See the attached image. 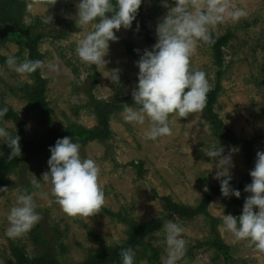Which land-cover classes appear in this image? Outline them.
Wrapping results in <instances>:
<instances>
[{
	"label": "rangeland",
	"instance_id": "obj_1",
	"mask_svg": "<svg viewBox=\"0 0 264 264\" xmlns=\"http://www.w3.org/2000/svg\"><path fill=\"white\" fill-rule=\"evenodd\" d=\"M76 2L24 0L22 13L25 23L37 22L42 32L38 48L44 61L40 74L47 80L45 100L58 134L72 124L88 128L97 124L86 93L90 85L96 99L132 98L138 73L135 61L139 58L129 54L126 48L129 46L141 54L148 48L134 20L131 28L114 30L119 39L109 42L105 66H89L82 62L76 54V47L83 34L92 30V25L86 28L76 25L73 18ZM167 2L169 9L174 6V0ZM232 2L243 7L248 14L237 23L229 21L213 30L214 35L231 34L229 45L223 48L222 64H216L209 45L201 42L190 58V65L206 73L210 90L219 85L213 103L214 112L234 136L250 142L255 158L257 151H264V0ZM167 10L161 0H142L139 6L140 15L155 42L156 25ZM1 29L0 26V35ZM58 32L63 35L55 38ZM9 54L19 55L18 61L26 57V52L19 51L15 41L0 40V56ZM49 63L56 64L57 70L50 71ZM113 69H119V81L111 80ZM26 83H31L28 74H17L6 66L5 61L0 63L2 101L17 112L23 122L22 135L26 141L39 140L49 127L37 118L36 110L21 97L19 89ZM123 108L110 115L111 135L107 140L89 141L80 146L81 157L93 159L101 168L98 182L104 189V205L99 212L88 217H70L62 211L51 194L50 185L41 179L48 171L49 147L26 155L14 165L5 175L8 184L3 185L0 180V188H4L0 191V264L14 259L13 247L23 251L28 258L48 251L64 264H77L99 251L103 244L108 248L122 242L127 237L129 221L144 226L155 218L172 214L173 211L161 200L162 196H169L180 204L196 206L208 186L218 182L214 178L218 170L216 161L204 152L212 146H222V155L229 154L233 147L238 148L231 153L232 180L239 181L248 176L244 152L228 139L215 137L203 112L189 113L178 119L171 114L168 122L172 135L150 140L144 135L150 125L147 118L144 125L127 123L122 118ZM0 127H5L12 135L16 131L21 138L19 126L12 120H1ZM3 146L7 147V143L0 138V153ZM36 178L39 179V189L31 183ZM21 191L33 194L41 219L26 235L12 239L5 234L9 227L7 215ZM240 193L245 197L251 195L244 189ZM242 206H226L221 196H215L207 206L209 216L198 214L184 219L173 213L170 220L180 222L184 229L182 237L186 241L185 255L177 264H264V252L256 250L247 240L234 243L232 234L223 227V215L241 213ZM116 213L121 215L116 216ZM212 220L218 235L228 246L227 256L206 243L214 236ZM164 240L163 226L145 236L148 244L158 248L160 264L166 257ZM143 254L136 251L134 262L151 264Z\"/></svg>",
	"mask_w": 264,
	"mask_h": 264
},
{
	"label": "clouds",
	"instance_id": "obj_2",
	"mask_svg": "<svg viewBox=\"0 0 264 264\" xmlns=\"http://www.w3.org/2000/svg\"><path fill=\"white\" fill-rule=\"evenodd\" d=\"M161 2L168 10L156 25V42L150 49H144L135 61L137 84L131 96L138 107L125 104L122 116L125 122L137 125H144L147 118L150 125L144 130V135L150 140L172 135L168 122L171 114L178 119L187 117L189 113L203 112L210 84L203 70L191 67L190 58L199 43H214L213 30L217 25L229 21L237 23L248 14L232 0H174L170 9L167 0ZM141 3L142 0H77L73 17L76 25L80 28L92 25V30L86 31L77 44L79 59L89 66H105L109 42L119 39L115 31L132 27ZM47 18L51 21L50 16ZM5 64L23 75L36 71L42 61L27 57L18 61L14 54H9ZM47 67L50 71L57 70L54 63ZM118 72L119 69L111 71L112 81H119ZM7 112V106L0 107V118ZM0 138L11 149L10 160L21 155L20 137L16 131L12 135L5 127H0ZM49 151L48 171L42 174L41 179L50 185L51 194L62 211L70 217H88L99 212L104 205V189L98 182L101 168L96 161L82 158L80 144L69 136L57 138L54 145L49 146ZM235 151L238 148L233 147L229 154L222 155L223 147L219 145L204 151L216 161L218 170L214 178L219 181L224 197H240V191L229 183L232 179L230 169L234 167L231 153ZM249 175L251 182L244 186V191L251 195L245 198L241 213L239 216L224 214L222 223L224 229L232 234L234 243L247 240L256 250L264 252V151L256 152ZM31 183L39 189V179H33ZM36 208L32 193L19 192L7 215L9 227L6 236L15 239L26 235L41 219ZM163 228L166 257L162 264H177L186 252V241L182 237L184 229L180 222L172 220H165ZM120 256L122 264H134L132 247L122 248Z\"/></svg>",
	"mask_w": 264,
	"mask_h": 264
},
{
	"label": "trees",
	"instance_id": "obj_3",
	"mask_svg": "<svg viewBox=\"0 0 264 264\" xmlns=\"http://www.w3.org/2000/svg\"><path fill=\"white\" fill-rule=\"evenodd\" d=\"M24 9V0H1L0 1V26L1 35L0 40L6 41H15L19 45V51H25L26 57L31 60H41L44 61V56L39 50L38 46L42 39L41 31L38 28L37 22L33 21L25 23L22 16ZM40 19L36 20L39 21ZM135 22L138 25L139 32L145 40L148 48L155 43L153 38L150 36L149 28L143 17L138 12L135 18ZM59 33V32H58ZM56 34V37H61L63 32ZM54 36V35H53ZM231 34L228 32L224 35H214V43L210 44L209 47L212 50L214 61L217 65L222 64L224 52L223 48L229 45V37ZM136 49L127 46L126 51L129 54H132L139 58L141 53L135 51ZM19 55H17V58ZM5 56H0V63L5 61ZM31 79V83H26L20 87L21 97H23L27 103L36 110V116L38 119L43 121L48 127L49 130L45 132V135L42 139L31 141H26L22 135L23 122L20 120L16 111L5 102L2 101L0 97V107L7 106L8 112L1 120H12L13 123L19 126V134L21 136L19 140V145L21 149V155L9 159L8 155L11 149L3 146L0 153V180L2 184H8L9 180L5 177L10 169L16 165L20 160L26 158V155H32L40 150H44L51 145H54L57 138H63L64 136L72 137L73 142H78L80 146L87 144L89 141H104L109 138L111 135V130L109 126V117L115 111L123 108L125 104L128 106H137L134 104L132 98L126 97L123 99L112 98L111 101H103L96 99L92 94L93 86L90 85L86 88L87 96L89 97V102L92 104V110L94 116L97 119V124L91 128L84 127L77 124H72L66 129L62 134H58L55 130L54 125H52V117L50 110L48 109L47 101L45 100V91L47 80L43 78L40 74V68L36 71L28 74ZM218 80V79H217ZM95 83L96 79L93 80ZM219 85H216V88L210 90L207 93L206 106L203 110V114L206 120L210 124V129L212 134L215 137L223 139L226 138L231 142L232 145L239 147L244 152V159L248 165L249 170L254 166V153L251 148L249 141L239 139L234 134L226 128L220 121L217 114L214 112L213 103L216 100L217 92L219 91ZM2 147V146H1ZM251 182V177L248 174L244 179L236 181L230 180V185L232 188L237 189L241 192L244 189V186ZM209 185V184H208ZM215 196H221L223 198V204L228 206L229 204L243 205L245 196L241 195L237 198L235 196L229 195L224 197L220 192L219 181L213 185L208 186L207 192L203 194L196 206H190L186 204H180L173 201L169 196H162L161 200L164 205L170 208L177 217L180 218H193L198 214H204L209 216L207 206L209 202ZM173 213L169 215H164L162 217L155 218L149 223L143 225H137L132 222L127 223V237L120 243L104 247L86 257L82 262L77 264H122L120 251L122 248L132 247L134 252L142 251L144 257L151 264H160L158 248L148 244L145 241V236L149 233L154 232L160 229L165 220H170L173 218ZM234 213V212H233ZM232 213V214H233ZM239 212H235L234 216H239ZM121 213H116V216H120ZM113 216V215H112ZM125 218V217H123ZM126 219V218H125ZM212 220L211 230L214 233L212 240L206 241V243L214 248L217 251L223 252L225 256L228 255V246L222 241L220 236L217 233L215 224ZM13 256L14 259H8L6 264H64L56 259L52 252L42 251L40 254L33 258H28L23 251L18 248L13 247ZM134 264H138L134 262Z\"/></svg>",
	"mask_w": 264,
	"mask_h": 264
}]
</instances>
